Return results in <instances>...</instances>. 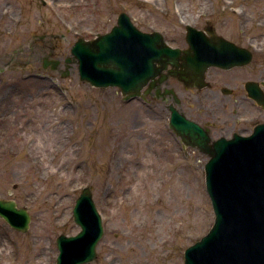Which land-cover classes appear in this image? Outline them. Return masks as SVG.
<instances>
[{
	"label": "rangeland",
	"instance_id": "rangeland-1",
	"mask_svg": "<svg viewBox=\"0 0 264 264\" xmlns=\"http://www.w3.org/2000/svg\"><path fill=\"white\" fill-rule=\"evenodd\" d=\"M2 9L22 21L21 32L30 31L34 58L30 70L1 66L0 199L27 209L31 223L22 233L0 217V264H56L57 238L80 232L73 209L87 186L104 226L89 264H184L185 250L214 223L208 157L182 149L154 101L95 89L64 60L79 38L108 33L125 12L141 31H158L177 48L187 45V25H211L255 52L250 66L227 76L264 81V0H0ZM40 35L50 37L48 51L61 54L65 77L43 69ZM3 44L11 50L19 42ZM201 97L233 108L218 86ZM250 109L264 120V111Z\"/></svg>",
	"mask_w": 264,
	"mask_h": 264
},
{
	"label": "water",
	"instance_id": "water-1",
	"mask_svg": "<svg viewBox=\"0 0 264 264\" xmlns=\"http://www.w3.org/2000/svg\"><path fill=\"white\" fill-rule=\"evenodd\" d=\"M186 31L189 48L181 50L171 47L158 31H141L122 12L110 32L93 40L79 38L65 64L68 69L77 65L82 82L95 88H118L128 101L142 97L147 85L153 88V81L168 66L182 68L170 71L179 81L204 88L209 68L232 69L253 60L251 51L215 35L212 26L206 28L211 38L190 25ZM59 64L53 62L52 70ZM247 88L264 106L257 84L251 82ZM170 128L186 146L208 157L205 184L215 217L209 232L185 250L184 264H264V123L250 136L211 142L198 124L172 109ZM0 217L16 231H29L31 215L14 199H0ZM73 218L81 230L57 238L56 264H89L97 258L104 227L90 186L77 199Z\"/></svg>",
	"mask_w": 264,
	"mask_h": 264
},
{
	"label": "flooded vegetation",
	"instance_id": "flooded-vegetation-1",
	"mask_svg": "<svg viewBox=\"0 0 264 264\" xmlns=\"http://www.w3.org/2000/svg\"><path fill=\"white\" fill-rule=\"evenodd\" d=\"M22 25V21L15 19L14 15L5 13V10L3 9L0 10V73L1 66L5 64L7 65V69H10L16 64H23L22 68L29 70L32 67V61L34 57L32 55L31 33L30 31H22L23 34H25V36L22 37L20 35L22 33L20 30ZM209 26L211 25H207L203 29H199L205 32V36L207 38H211V34L206 32V28ZM213 30L214 34L216 35L217 32L214 27ZM39 38L41 43L38 45L39 48L37 47V49L40 56H42V59L39 60L38 58V60L41 61L43 69L45 71H49L53 62L58 61L60 62V65L56 72L60 73L61 76L66 74V72L61 69L63 66L61 54L57 53L54 47H52L50 51L47 50V42L49 41V43H51L49 39L50 37L48 38L47 36L40 35ZM4 41L7 43L8 48L11 46L13 47L16 42H19V44L17 47L9 50L6 48V46H4ZM233 43L238 47L246 48L251 51L254 60L255 52L252 48L244 47L236 42ZM188 47L189 46L187 44L185 47L180 49L185 50L188 49ZM251 63L232 69H224L219 67L209 68L205 72V78L203 82L205 85L204 88L189 86L179 81L178 78L170 74V71L181 70L182 68L168 66L157 76L156 80L153 81V88H150V85H147L142 90L144 99H139L145 102L149 101L148 99L154 101V103L167 114L168 127L172 116V109H176L186 119L198 124L202 131L209 135L211 142L223 137L232 138L235 135L247 137L251 135V132L256 126L264 123V120H261L259 117H251V103L256 112L257 110L259 112H263L264 106L250 96L247 86L251 82L256 83L264 98V81H253L250 79L236 80L235 78H229L227 74L235 70L245 69L250 66ZM45 64H47L48 70L45 68ZM157 67H160V65H157ZM71 69L72 68L69 70ZM31 77L32 74L30 71L24 76L25 80ZM161 78H165V80L160 82ZM213 86H218L224 97L232 98L233 108L230 113L227 110L228 102H226V100L221 101L219 99H215L216 105H214L213 103H207V101L212 99L206 98V101H204L201 97V94L205 90H211ZM239 86H241L240 89ZM246 105L249 107V110H246ZM240 108H245V111L240 110ZM187 109L193 110L194 114H190ZM251 122H254L252 128ZM171 132L178 140L184 151L188 149H194L202 153L197 148L187 147L172 130Z\"/></svg>",
	"mask_w": 264,
	"mask_h": 264
}]
</instances>
